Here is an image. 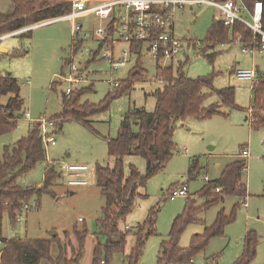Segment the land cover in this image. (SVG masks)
<instances>
[{"label":"rangeland","instance_id":"obj_1","mask_svg":"<svg viewBox=\"0 0 264 264\" xmlns=\"http://www.w3.org/2000/svg\"><path fill=\"white\" fill-rule=\"evenodd\" d=\"M13 10L11 0H0V13L7 14ZM219 15V10L207 3L188 4L175 12L174 34L183 41L184 50L176 58L174 71L177 72L181 61L189 58L183 67L188 78L213 76L212 87L203 89L207 94L204 105L218 104L220 110L227 114H216L204 119L189 117L185 122L178 123L174 134L177 152L164 171L151 177L146 187H140L139 191L147 194V197L139 199L126 221L119 223L120 230L131 232L124 252L116 254L112 264H128L127 256L137 240L136 227L145 221L152 208L158 212L157 234L149 236L138 264H158L161 244L168 240L176 217L183 213L187 197L190 196L198 205L205 204L206 197L200 193L208 183L205 177L211 181L220 178L226 165L232 161L247 163L243 172V181L248 186L247 198L242 200L229 195L220 204L203 212L200 215L201 221L186 227L179 244L188 248L193 235L210 227L223 208L229 215L238 205L235 220L226 226L222 235L213 237L205 250L193 257L192 263L174 264H235L243 254L245 237L251 231L257 235L259 244L257 254L250 264H264V127L251 128L248 111L255 104L253 85L264 80V49L249 50L251 46L235 42L231 32L225 44L207 48L208 30ZM248 20L251 21V18L248 17ZM77 21L84 28L80 34L82 45L75 60L83 64L84 72L91 80L74 87V93L83 92V104L99 106L104 103L113 90L109 80L112 78L121 82L128 79L139 56L146 71L145 77L135 81L130 92L114 98L109 109L87 117L89 126L76 120L64 122L54 135L55 141L44 145L46 160L17 179V183L24 188L41 187L46 169L55 164L53 168L58 172V162L86 164L95 169L98 165L113 167L114 159L109 156L108 140L117 138L122 121L131 108H144L148 112L156 110V91L165 86V82L158 76V66L165 68L172 65L170 60H158L143 49L140 55L130 54L127 63L112 73L109 62L102 58L101 53L95 56L100 46L96 30L106 21L94 14L80 16ZM24 33L26 31L0 41V48L7 49L0 50V72L16 77L21 87L20 95L25 100V113L17 127L0 135V156L6 146H12L28 135L33 125L26 117V112H30L33 119L53 118L62 113L63 95L69 86L60 82L58 76L64 71L65 61L72 55L71 19L64 18L34 27L31 35ZM240 36L237 34V38ZM190 40L200 41L201 48L196 49L193 45L189 47ZM122 47L123 44L116 45L117 54ZM244 47L249 51L244 52ZM213 52L218 54L211 61L207 54ZM252 68L258 72L254 83L236 78L235 70ZM54 81L55 90L51 89ZM230 86L235 88V100L239 107L224 104L218 94L219 90ZM10 96H5L3 101H7ZM259 109V106H255L256 115ZM245 146L250 150V156L246 159L239 156ZM193 163L196 171L191 177L189 170ZM124 164L127 174L131 164L143 174L146 172V161L142 156H126ZM89 176L88 185L71 187L60 174L54 181L52 192L43 193L40 197L34 196L29 202L28 211L23 209L15 218L7 213L4 215L2 237L48 239L53 230L63 236L65 231L86 228L89 234L79 264H92L95 245L98 241L104 244L107 239L99 233L98 227V219L103 216L105 198L96 183L95 174ZM184 183L188 185V196L171 199L169 191ZM51 254L54 259L58 255L55 243ZM40 264L51 263L44 259Z\"/></svg>","mask_w":264,"mask_h":264},{"label":"trees","instance_id":"obj_2","mask_svg":"<svg viewBox=\"0 0 264 264\" xmlns=\"http://www.w3.org/2000/svg\"><path fill=\"white\" fill-rule=\"evenodd\" d=\"M243 1L249 9H252L257 0ZM11 2L14 10L7 14L0 13V36L65 16L72 11L71 0H11ZM117 21L113 19L109 23L108 35L114 34ZM229 32L228 25L221 19L215 18L208 30L207 48H214L220 43L227 42ZM31 33L32 29H29L24 34L31 35ZM231 33L235 42L251 46L253 32L247 25L237 22ZM237 34L241 36L237 38ZM188 42L191 47L196 45L197 40ZM81 45L82 41H79L78 46ZM130 49L132 54L140 55L145 49L144 43L133 42ZM217 54L213 52L207 54V57L213 61ZM188 60L189 58H186L180 62L176 73L175 61H172L169 67L163 68L159 65L158 76L165 82V86L156 91L158 100L156 110L148 112L144 108H131L122 121L117 138L108 140L109 156L114 159V166L98 165L96 167V183L105 198L103 216L98 219V227L99 233L103 234L107 240L104 244L98 241L95 245L92 264H112L114 256L124 252L127 237L131 231L120 230L119 223L126 221L127 216L135 210L139 199L147 197V194L139 191L140 187H146L151 177L164 171L177 152L174 134L178 123L186 121L189 117L204 119L216 114H227L220 110L218 104L204 105L207 94L203 92V89L212 87L214 77L188 78L183 71ZM145 72L141 56H139L128 79L118 81V86L113 88L104 103L99 106L83 104L81 102L83 92L64 94L63 111L53 117L57 130L64 122L70 120L89 126L87 117L98 111L109 109L112 100L125 92H130L133 83L143 79ZM55 87L56 81L52 82L51 89L55 90ZM20 91L21 87L16 77L10 73L0 72V135L14 130L25 113V100L20 95ZM253 91L255 100L253 106H259L260 109L257 115L254 113L256 117L254 116L250 126L258 129L264 127V80L253 85ZM218 94L224 104L229 107H239L235 100L234 87L219 90ZM8 95H11L8 100L3 101V98ZM32 125L27 136L12 146H6L3 155L0 156V264H40L44 259L51 264H79L89 234L86 228L65 231L63 236L53 230L48 239L2 238L4 215L7 213L11 218H15L34 196L40 197L43 193H51L54 181L60 177L53 168L54 164L46 169L44 184L41 187L24 188L17 183L20 176L29 173L38 163L46 160V148L41 140L38 124ZM132 155L142 156L145 159L144 174L133 164L130 165L129 174L126 173L124 159ZM246 168L245 161H232L227 164L221 177L213 181L209 180L201 190V195L206 197L203 205H198L190 196L187 197L183 213L176 217L168 240H164L161 244L158 264L192 263L193 257L205 250L213 237L224 233L226 226L235 220L238 205L229 215L224 208L220 210L210 227H206L202 233L193 235L188 248H183L179 244L186 227L201 221L200 215L203 212L220 204L229 195H235L242 200L247 198L248 186L243 181V172ZM195 171L196 167L193 163L189 170L191 177L194 176ZM157 215L156 209H150L145 221L136 227L137 240L127 256L128 264L139 263L149 236L157 234ZM54 243L58 247V255L55 259L51 254ZM258 244L259 239L255 232H248L243 254L235 264H250L257 254Z\"/></svg>","mask_w":264,"mask_h":264},{"label":"built area","instance_id":"obj_3","mask_svg":"<svg viewBox=\"0 0 264 264\" xmlns=\"http://www.w3.org/2000/svg\"><path fill=\"white\" fill-rule=\"evenodd\" d=\"M72 11L62 17L34 24L0 36V41L13 36L19 32L27 31L34 27L47 24L52 21L64 18L72 21V55L65 61V68L59 81L67 83L66 94L71 95L74 87L81 83H89L91 80L84 72L85 69L81 62L75 60V55L79 49L80 34L84 26L77 21L80 16L94 14L100 20L106 21V24L97 28L96 36L100 44L99 52L102 58L107 60L111 67V72H115L124 66L130 54H132L130 45L133 42L142 41L147 53L156 57L158 60L176 61L181 51L184 50V43L174 34V15L178 9H184L186 5L207 3L215 6L219 12V19L228 25L230 32L237 22H241L251 28L253 32V40L251 49H264V0L254 2L252 9H249L243 0H71ZM251 18V21L248 20ZM117 19L116 28L113 35H108L109 23ZM86 35V34H85ZM106 39V40H105ZM120 43L117 54L116 45ZM225 44V43H222ZM189 45V42H188ZM200 41L196 42L195 48L199 49ZM190 47V45H189ZM244 52L249 51L248 48H242ZM97 53V54H98ZM235 76L238 80L251 81L254 83L258 78L256 69H237ZM111 86H118V82L110 79ZM253 89V87H252ZM112 91V90H111ZM254 106L248 108L250 125L254 121ZM26 117L32 124H38V130L43 144L55 141V133L57 132L56 121L54 118L33 119L30 112H26ZM242 158L250 156V150L247 146L242 149ZM49 163H51L49 161ZM57 170L66 179L71 187L88 185L90 183V174L96 176V169L86 164H75L67 162H58ZM205 180L209 182L206 176ZM219 189H217L218 191ZM189 189L186 183L179 188H173L169 191V197L188 196ZM189 197V196H188ZM24 210L30 209L29 204H25Z\"/></svg>","mask_w":264,"mask_h":264},{"label":"crops","instance_id":"obj_4","mask_svg":"<svg viewBox=\"0 0 264 264\" xmlns=\"http://www.w3.org/2000/svg\"><path fill=\"white\" fill-rule=\"evenodd\" d=\"M0 50H1V51H7V49L4 48V47H1ZM184 122H185V121H184ZM247 147H248V146H247ZM240 155H241V153L239 154V156H240ZM2 238H4V237H2ZM4 239H9V238H4Z\"/></svg>","mask_w":264,"mask_h":264}]
</instances>
